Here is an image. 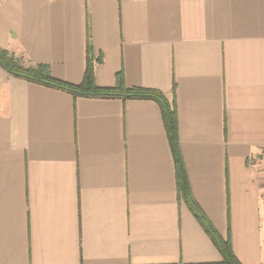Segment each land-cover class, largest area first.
I'll return each mask as SVG.
<instances>
[{"label":"crops","instance_id":"1","mask_svg":"<svg viewBox=\"0 0 264 264\" xmlns=\"http://www.w3.org/2000/svg\"><path fill=\"white\" fill-rule=\"evenodd\" d=\"M0 49L161 93L193 199L264 264V0H0ZM155 100L75 98L0 67V264H224L180 199Z\"/></svg>","mask_w":264,"mask_h":264},{"label":"trees","instance_id":"2","mask_svg":"<svg viewBox=\"0 0 264 264\" xmlns=\"http://www.w3.org/2000/svg\"><path fill=\"white\" fill-rule=\"evenodd\" d=\"M0 67L9 75L26 80L28 82L36 83L38 85L46 86L49 88L66 91L73 95L75 98H99V99H134V100H155L158 101L163 109L164 123L166 133L170 141L172 154L174 157L176 172L178 178V191L180 199H184L190 205L192 212L201 225L206 229V232L212 237L214 243L218 247V251L224 257V264H241L233 251L231 236L224 240L209 224L203 216L198 206L196 205L188 173L186 170L185 161L182 156L181 141L179 135L178 116L175 109L171 108L166 102L165 97L156 91H149L144 89H126L122 85L123 75H119L120 85L116 88H100L95 81L93 74V66L88 62L84 81L80 85H72L55 79L50 69L44 65H27L24 59L17 58L15 55L6 50L0 49Z\"/></svg>","mask_w":264,"mask_h":264}]
</instances>
